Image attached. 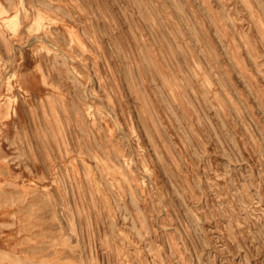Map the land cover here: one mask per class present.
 <instances>
[{
	"label": "rangeland",
	"instance_id": "374dc122",
	"mask_svg": "<svg viewBox=\"0 0 264 264\" xmlns=\"http://www.w3.org/2000/svg\"><path fill=\"white\" fill-rule=\"evenodd\" d=\"M0 264H264V0H0Z\"/></svg>",
	"mask_w": 264,
	"mask_h": 264
}]
</instances>
